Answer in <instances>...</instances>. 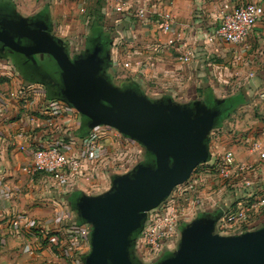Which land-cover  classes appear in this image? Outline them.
<instances>
[{
  "label": "crops",
  "instance_id": "crops-1",
  "mask_svg": "<svg viewBox=\"0 0 264 264\" xmlns=\"http://www.w3.org/2000/svg\"><path fill=\"white\" fill-rule=\"evenodd\" d=\"M249 1L125 0L120 11L116 9L118 0H0V3L9 5L19 16H44L50 33L73 57L98 44L104 53L110 51L106 75L115 76L116 62H129L130 66L123 68L131 73L133 85L129 86L152 100L164 98L177 104L200 101L208 107L212 104L211 108L215 109L219 105L221 115L208 138L211 156L204 163L211 165L231 149L237 162L252 168L248 176L250 185L241 176L221 177L219 192L205 185L198 191L201 200L198 194L193 200L188 199L189 206L199 210L197 217L216 214L220 218L247 199L254 201L264 197V158L252 149L254 140H264V16L257 22L246 45H232L220 38L210 40L220 23L221 12ZM169 9L175 17L178 36L166 34L158 28L163 13ZM77 10L82 15L69 18ZM95 14L103 15L102 26H98L103 29L102 37L109 38L106 46L89 41L94 36ZM68 27L75 28L74 32L71 30L72 34H82L81 39L65 40L56 36V30H60L65 37ZM186 56L189 59L185 60ZM3 59L10 60L9 56H0V61ZM75 116L80 119V128H87L82 114ZM72 117V114L71 117L64 116L60 122L69 124L72 129L79 128V123H75ZM20 125L28 127L24 118H21ZM94 128H88L83 136L77 134L78 143ZM143 157L137 164L142 163ZM26 159V154L18 150L8 133L0 129V264H68L70 253L60 255L53 242L60 240L62 235L55 231L46 235L36 229L34 223L48 224L55 220L56 224L68 214L72 224L85 223L73 207L82 192H65L54 185L49 176L39 175L42 183H36L37 177L35 180L22 170ZM113 177L102 182L109 184L105 191L111 187ZM229 186L232 189L226 192L225 188ZM75 192L80 194L73 201ZM15 215L24 220L21 229L24 237L20 238L10 228ZM250 221L255 228L264 226V208L253 212ZM60 223L64 224L65 220ZM24 239L32 243L34 253H30ZM87 254L81 257L82 264Z\"/></svg>",
  "mask_w": 264,
  "mask_h": 264
},
{
  "label": "water",
  "instance_id": "water-1",
  "mask_svg": "<svg viewBox=\"0 0 264 264\" xmlns=\"http://www.w3.org/2000/svg\"><path fill=\"white\" fill-rule=\"evenodd\" d=\"M22 37L31 42L21 43ZM0 42L26 56L53 57L60 69L59 96L88 119L87 128L111 126L158 156L156 165L139 163L115 175L103 193L82 192L73 206L92 227L91 250L84 264H142L132 260L134 231L140 233L148 211L209 160L207 140L220 110L200 101L152 100L136 88L114 84L105 74L110 51L104 53L98 44L73 57L45 21L0 16ZM218 218L203 214L184 224L177 249L157 264H264V227L223 235L216 232Z\"/></svg>",
  "mask_w": 264,
  "mask_h": 264
},
{
  "label": "built area",
  "instance_id": "built-area-1",
  "mask_svg": "<svg viewBox=\"0 0 264 264\" xmlns=\"http://www.w3.org/2000/svg\"><path fill=\"white\" fill-rule=\"evenodd\" d=\"M117 10H122L125 0H118ZM85 12V8L81 7ZM264 16V0H251L221 12L220 23L210 40L220 38L226 43L243 46L253 33L257 22ZM158 28L166 34L178 36L175 17L169 9L162 15ZM189 59L188 56L185 60ZM116 65L128 68L127 61L116 62ZM264 97V94H263ZM73 115L72 120L79 123L72 129L69 124L60 122L62 117ZM79 111L62 99L49 98L42 85L31 83L24 79L16 66L8 59L0 61V129L8 133L12 143L27 159L22 165L24 173L32 178L39 175L49 176L54 185L65 192L78 190L86 194L96 195L104 192L109 184H103L106 179L117 174L131 171L143 157L142 147L134 139L124 135L119 130L108 126H96L90 134L78 143L77 131L80 129V119L75 116ZM21 118L28 124L27 128L20 125ZM15 124V125H14ZM62 130V131H61ZM80 140V141H81ZM135 149V150H134ZM252 149L258 151L264 158V140H254ZM219 172V176L230 179L241 176L250 185L248 179L250 165L239 163L233 150H226L214 163L209 165ZM211 171V169L209 168ZM207 173H211L210 171ZM207 175V174H206ZM195 186L207 184V176L199 175ZM194 184H189L194 190ZM175 189L167 200L148 212V218L143 229L136 238L135 247L143 264H151L181 237L184 224L190 222L193 208L182 204ZM190 199V197H188ZM264 208V197L247 201L227 210L219 219L216 231L220 234H240L249 231L243 227L250 226L251 214L259 208ZM71 215L45 224L34 223L36 229L48 234L55 231L62 238L53 241L60 255L70 253L68 264H82L81 257L91 250L90 235L92 227L88 223L72 224ZM61 220H65L61 224ZM24 220L15 215L10 228L21 234ZM30 253H34L32 243L24 239Z\"/></svg>",
  "mask_w": 264,
  "mask_h": 264
},
{
  "label": "flooded vegetation",
  "instance_id": "flooded-vegetation-1",
  "mask_svg": "<svg viewBox=\"0 0 264 264\" xmlns=\"http://www.w3.org/2000/svg\"><path fill=\"white\" fill-rule=\"evenodd\" d=\"M0 16L2 18L11 19V18H14L16 16V14H15L14 10L11 9V7L9 5L4 4V3H0ZM35 19H37L39 22L46 21V18L42 15H38L37 18H35ZM16 39L18 40L19 38H16ZM20 42L23 44H29L31 41L28 38L22 37L20 39ZM38 55H40V54L26 56L24 54L12 51L8 47H5L3 45V43L0 42V56H5V57L9 56V58L14 57L17 59H22V62L18 66L24 70V73L31 80L42 83L43 87L48 92V95L59 96L61 94L62 84H61V77H60V69H58L59 67H58L57 63L55 62V60H53V63L50 66H46L44 63H41L39 61ZM52 65H56L57 68L55 69V67ZM127 87H132V86H125V88H127ZM209 106L211 107L212 104H209ZM216 107L222 111V108L219 105ZM83 118H84V116H83ZM83 121H85L84 122V125H85V124H87L88 119L86 118ZM207 144H208L209 157H210L211 156V149H210V145H209V140H207ZM141 146H142V149L144 151V153H143L144 157H143L142 163L156 165L157 160H158V156L155 153H151L150 151H148L144 145L141 144ZM199 165L194 169L192 174L196 171V169L199 167ZM192 174H191V176H192ZM147 217H148V214H147ZM135 234H137V231H134L133 237L135 236ZM132 249H133L132 254H131L132 260L135 263L140 262V256L137 254L135 245L133 246ZM174 251L175 250L169 251V252L165 251L159 258L155 259L151 264H157L160 260L171 255Z\"/></svg>",
  "mask_w": 264,
  "mask_h": 264
},
{
  "label": "rangeland",
  "instance_id": "rangeland-1",
  "mask_svg": "<svg viewBox=\"0 0 264 264\" xmlns=\"http://www.w3.org/2000/svg\"><path fill=\"white\" fill-rule=\"evenodd\" d=\"M80 15H82V13L79 10L73 11V13L70 14L69 18L75 19L76 17H79ZM59 25H61V23H59ZM71 30H73V32H74L75 28L68 27V29L66 30V36L65 37L62 35L63 33L60 30H56L55 33H56V36H58L60 38H63L65 40L66 39L67 40L68 39H70V40H73V39L80 40L82 34H79V35L72 34L71 33ZM76 43H79V42H76ZM38 58H39V61L41 63H44L46 66H50L53 63V60H54L53 57H51V56L49 57V55L47 56V54L46 55L45 54H40V55H38ZM9 59L10 60H13L12 57H10ZM52 66H54L55 69L57 68L56 65H52ZM115 70H116L115 76L113 77L114 84H116L118 86H121L123 88H125V86L133 85V83H131V81H130L131 80V73H130V71L124 70L123 67H120V66L115 67ZM19 73L21 74L20 71H19ZM29 82L36 83L39 86L42 85V83H39V82H36V81H33V80H30ZM46 93L48 94L47 91H46ZM51 98H53V97H51ZM209 168L211 169V171L209 170ZM208 170L211 173H207ZM199 175L207 176L208 180H207L206 186H211L212 191L213 190H216L215 192H219V187H220V176H219V172L216 171V170H214V169H212L209 165H206V163H202V164L199 165V167L196 169V171L192 174V176H190V178L186 182L178 185L175 188L176 194H178V196L181 198L180 200H181L182 204H184L186 207L189 206L188 197H190V200L191 199L193 200L194 199V196L195 195L197 196V194H198V196L200 198V193H198V191H200L201 189H203L204 186L199 185V184L197 186H195V184L199 183L198 182V179H197V178H199ZM189 184H194V186H195L194 190H192V189L190 190ZM231 189H232L231 186H229V187L225 188V191L226 192L227 191H231ZM220 191H223V190H220ZM225 191H223V192H225ZM217 195L218 196H221L222 194H217ZM200 200H201V198H200ZM220 202L221 201H219L218 203H220ZM218 203H217V206H218ZM212 210H214V208ZM198 212H199V210L196 211V210L193 209V213H192L193 216L192 217L197 216V213ZM205 213H206V211H205ZM198 214H200V213H198ZM249 224H250V226H248V227L244 226L243 227V230H246V229L255 230V229L264 227V226H261V227L255 228L254 225H252V223H249ZM223 235H228V234L223 233ZM179 241H180V238H178V240L171 246V248H170L171 251L177 249V247H178L177 244H179L178 243Z\"/></svg>",
  "mask_w": 264,
  "mask_h": 264
},
{
  "label": "trees",
  "instance_id": "trees-1",
  "mask_svg": "<svg viewBox=\"0 0 264 264\" xmlns=\"http://www.w3.org/2000/svg\"><path fill=\"white\" fill-rule=\"evenodd\" d=\"M102 21H103V15L101 14H95V18H94V21H93V24H92V33L94 36L90 37L89 41L92 43V42H101L104 46L107 45V42H108V39L109 38H106V37H102L103 36V29L102 27H99L98 25L102 26ZM13 58V62L14 65L16 66V68L21 72V74L23 75L24 79L26 80H31L25 73H24V70L19 67L18 65L22 62V59H17V58ZM110 64V62L107 61V64L105 66V69L108 67V65ZM107 77L109 79H113L112 76L110 75H107ZM51 97H56V98H59V99H62L61 96H53V95H49ZM84 119H86V117H84ZM89 131L88 128H85L84 126L81 127L78 131H77V134L83 136L85 135L87 132ZM80 193L79 192H75V194L72 196L73 197V201L76 199V197L79 195ZM72 199V198H71ZM139 233L135 234V237H138Z\"/></svg>",
  "mask_w": 264,
  "mask_h": 264
}]
</instances>
